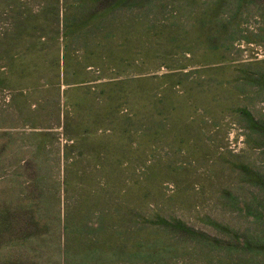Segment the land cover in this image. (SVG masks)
Listing matches in <instances>:
<instances>
[{"label": "rangeland", "instance_id": "obj_1", "mask_svg": "<svg viewBox=\"0 0 264 264\" xmlns=\"http://www.w3.org/2000/svg\"><path fill=\"white\" fill-rule=\"evenodd\" d=\"M0 264H264V0H0Z\"/></svg>", "mask_w": 264, "mask_h": 264}]
</instances>
